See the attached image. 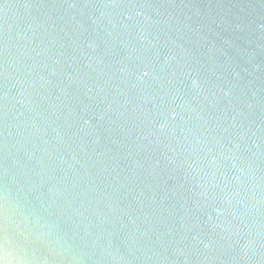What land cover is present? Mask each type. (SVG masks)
Wrapping results in <instances>:
<instances>
[{"label":"water","instance_id":"obj_1","mask_svg":"<svg viewBox=\"0 0 264 264\" xmlns=\"http://www.w3.org/2000/svg\"><path fill=\"white\" fill-rule=\"evenodd\" d=\"M0 104V264H264V0H0Z\"/></svg>","mask_w":264,"mask_h":264},{"label":"snow or ice","instance_id":"obj_2","mask_svg":"<svg viewBox=\"0 0 264 264\" xmlns=\"http://www.w3.org/2000/svg\"><path fill=\"white\" fill-rule=\"evenodd\" d=\"M3 99V97H2ZM4 109V105L0 104V113H2V115H0V119H4L5 118V112L3 111Z\"/></svg>","mask_w":264,"mask_h":264},{"label":"clouds","instance_id":"obj_3","mask_svg":"<svg viewBox=\"0 0 264 264\" xmlns=\"http://www.w3.org/2000/svg\"><path fill=\"white\" fill-rule=\"evenodd\" d=\"M5 242L7 243V236H5ZM5 255H6V257H7V250H5ZM3 264H7V260H5V261L3 262Z\"/></svg>","mask_w":264,"mask_h":264}]
</instances>
